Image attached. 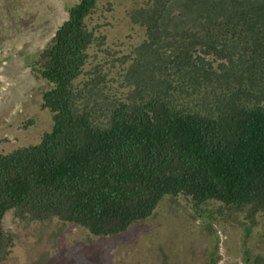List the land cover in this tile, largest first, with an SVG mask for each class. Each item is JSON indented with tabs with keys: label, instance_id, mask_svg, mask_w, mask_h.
I'll list each match as a JSON object with an SVG mask.
<instances>
[{
	"label": "trees",
	"instance_id": "obj_1",
	"mask_svg": "<svg viewBox=\"0 0 264 264\" xmlns=\"http://www.w3.org/2000/svg\"><path fill=\"white\" fill-rule=\"evenodd\" d=\"M98 1L71 7L44 51L53 130L0 154V264L10 211L97 237L147 221L166 197L264 211V0H158L145 11L150 40L131 65L119 59L125 101L107 93L102 70L77 84Z\"/></svg>",
	"mask_w": 264,
	"mask_h": 264
},
{
	"label": "rangeland",
	"instance_id": "obj_2",
	"mask_svg": "<svg viewBox=\"0 0 264 264\" xmlns=\"http://www.w3.org/2000/svg\"><path fill=\"white\" fill-rule=\"evenodd\" d=\"M79 2L0 0L1 155L38 145L53 130L54 114L43 99L51 84L38 69L70 8ZM157 4L98 1L86 18L96 40L79 86L102 70L107 93L127 99L133 91L126 86L128 67L150 40L152 17L145 11ZM124 56H131L129 65L119 61ZM3 227L13 241L1 264H264V211H232L220 202L200 203L185 195L166 197L147 221L114 237H97L58 219H23L14 211L6 214Z\"/></svg>",
	"mask_w": 264,
	"mask_h": 264
}]
</instances>
